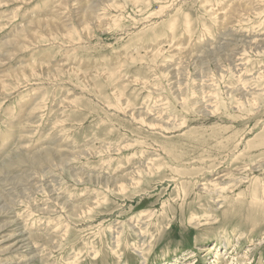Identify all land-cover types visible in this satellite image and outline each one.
Segmentation results:
<instances>
[{
	"label": "rangeland",
	"instance_id": "obj_1",
	"mask_svg": "<svg viewBox=\"0 0 264 264\" xmlns=\"http://www.w3.org/2000/svg\"><path fill=\"white\" fill-rule=\"evenodd\" d=\"M0 256L264 264V0H0Z\"/></svg>",
	"mask_w": 264,
	"mask_h": 264
},
{
	"label": "bare ground",
	"instance_id": "obj_2",
	"mask_svg": "<svg viewBox=\"0 0 264 264\" xmlns=\"http://www.w3.org/2000/svg\"><path fill=\"white\" fill-rule=\"evenodd\" d=\"M247 4V3H246ZM242 5V4H241ZM238 7V6H237ZM251 8H253V7H251ZM89 10V9H88ZM251 11V10H250ZM84 19V18H83ZM49 20H51V19H49ZM52 21V20H51ZM57 23V22H56ZM78 25V24H77ZM48 28V27H47ZM71 28V27H70ZM84 28V27H83ZM46 35V34H45ZM34 179V178H33ZM16 218V217H15ZM17 242L18 243H15V245L13 246V248H14V250L15 251H18L20 248H21V246H22V242L21 241H18L17 240ZM30 248V247H29ZM30 250V249H29ZM14 252V251H13ZM0 263H2V264H7V263H9V261L11 260L10 259V257H9V259L7 258L6 259V257L5 258H3V257H1L0 256ZM14 259V258H13ZM221 261H223V259H221ZM170 264H172V263H170Z\"/></svg>",
	"mask_w": 264,
	"mask_h": 264
}]
</instances>
